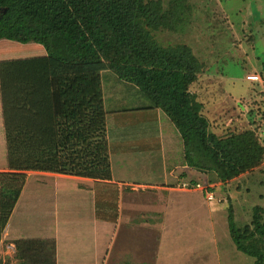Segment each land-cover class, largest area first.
Returning <instances> with one entry per match:
<instances>
[{"label": "trees", "instance_id": "1", "mask_svg": "<svg viewBox=\"0 0 264 264\" xmlns=\"http://www.w3.org/2000/svg\"><path fill=\"white\" fill-rule=\"evenodd\" d=\"M169 15L159 0H0V41L42 45L46 55L0 61L8 172L0 171V244L27 172L112 181L103 71L133 84L178 129L187 165L229 183L262 163L252 132L220 137L190 88L202 65L184 44L156 33ZM237 250L264 264V209L239 227ZM259 238V239H258ZM20 264H55L52 240L18 241Z\"/></svg>", "mask_w": 264, "mask_h": 264}, {"label": "rangeland", "instance_id": "2", "mask_svg": "<svg viewBox=\"0 0 264 264\" xmlns=\"http://www.w3.org/2000/svg\"><path fill=\"white\" fill-rule=\"evenodd\" d=\"M159 1L169 20L156 37L165 45L188 46L202 65L190 91L202 103L211 131L220 137L252 132L264 149V0ZM44 55L45 48L36 43L0 41V61ZM253 75L260 80L250 81L248 77ZM107 76L117 78L108 71L103 77L106 85ZM122 84L130 88L123 92V99L137 105L151 104L140 90H135V85L124 81ZM112 98L118 102L119 95ZM151 132L154 134V130ZM139 133L134 136L140 138L136 142L146 143L147 133ZM0 171H9L1 97ZM191 176V182L184 181L168 194L123 187L122 224L112 229L115 241L103 251L104 259L95 264H254L255 259L238 251L232 241L228 208L233 207L239 227L251 223L255 206L264 209V158L257 167L229 183H222L214 172ZM185 183H199L201 188L187 187ZM74 185L64 180L30 177L13 217L20 230L37 225L46 232L60 231L63 246L69 250L66 264H79L77 245L83 244V239L88 243L87 237L80 235L87 234L85 225L74 224L81 220L76 210L65 211V219L59 223L64 227L54 229L59 226L55 217L59 211L61 216V194L75 191ZM207 194L214 198L209 200ZM119 195L114 187L109 192L111 220H117L120 214ZM257 243L264 251V240ZM9 250L3 247L0 264H20L17 254Z\"/></svg>", "mask_w": 264, "mask_h": 264}, {"label": "crops", "instance_id": "3", "mask_svg": "<svg viewBox=\"0 0 264 264\" xmlns=\"http://www.w3.org/2000/svg\"><path fill=\"white\" fill-rule=\"evenodd\" d=\"M108 71H103L101 75L104 106L107 113L106 127L112 181H96L45 172L29 171L26 173V182L30 177L36 176L69 181L75 184V191L61 194L63 203L58 201L62 204L61 216L58 210L55 220L59 225L60 220L65 219L67 214L65 211L69 213L73 209L77 211L81 219L74 224L85 225L87 234L82 233L80 235L87 237L88 243L86 244L85 239H83V244L77 245V251L81 255L79 264H95V261L104 259L103 251L109 250L110 245L114 243L115 237H112V229L122 224L123 187H130L132 191L142 190L151 191L153 194H168L175 189V186H179L184 181L191 182L193 180L191 175L200 177V173H205L187 165L182 137L170 118H167L166 113L152 102L151 104L142 102L143 105H137L127 101V98L123 99V92L130 88L122 84L123 80L118 76L117 78L107 76L108 86L104 84L103 77L104 74H108ZM126 84L133 85L127 82ZM114 86H120L121 89H115ZM135 88L133 89L140 90L136 86ZM117 95H119V100L115 102V98L112 97ZM137 114L140 116H133ZM135 128H138V131H135ZM152 130H154V134L151 132ZM139 132L147 133L144 137L146 143H138L140 138H134ZM39 182L45 181L39 180ZM63 186L65 185L63 184ZM113 187L120 194L117 206L120 214L117 220H111L109 217V192ZM24 193L25 187L2 235L0 252L3 251L4 246H7L10 248L9 251L14 253L13 255L17 254L16 242L18 241L52 240L55 242V264H66L69 261L66 257L69 250L63 246L64 240L60 231L46 232L37 225H28V229L22 227V230L15 227L13 217L18 211ZM85 218L87 220L82 221ZM63 227L59 225L54 229L59 230ZM82 256L91 260L84 259Z\"/></svg>", "mask_w": 264, "mask_h": 264}, {"label": "built area", "instance_id": "4", "mask_svg": "<svg viewBox=\"0 0 264 264\" xmlns=\"http://www.w3.org/2000/svg\"><path fill=\"white\" fill-rule=\"evenodd\" d=\"M248 79H249L250 81H259V80H260L259 76H255V75H253V76H249ZM184 186H187V187H188V186H189V187H195V188H201V185H200L199 183H198V184L185 183ZM203 190H204V188H203ZM207 198H208L209 200H212V199L214 198V196H213V194H207Z\"/></svg>", "mask_w": 264, "mask_h": 264}]
</instances>
